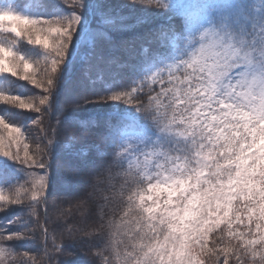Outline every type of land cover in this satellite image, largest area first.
<instances>
[{
	"label": "snow or ice",
	"instance_id": "1",
	"mask_svg": "<svg viewBox=\"0 0 264 264\" xmlns=\"http://www.w3.org/2000/svg\"><path fill=\"white\" fill-rule=\"evenodd\" d=\"M254 4L0 0V264H264Z\"/></svg>",
	"mask_w": 264,
	"mask_h": 264
},
{
	"label": "trees",
	"instance_id": "2",
	"mask_svg": "<svg viewBox=\"0 0 264 264\" xmlns=\"http://www.w3.org/2000/svg\"><path fill=\"white\" fill-rule=\"evenodd\" d=\"M110 2L112 4H118L121 2V0H116L114 2H113V0H110ZM176 8L179 11L180 9L183 8V5L177 4ZM161 23H162L161 19H156V20L152 21L151 23L145 22L144 24H141L137 27L136 33H145L151 28H157L158 26L161 25ZM155 41L158 44H162L164 47H170L171 43H172V35L170 33L166 32L165 30L161 29V32L157 34ZM156 43H154V47L156 46ZM25 87L26 86L21 85V88H25ZM70 98H71V92L66 88L65 94H64V96H62L61 100L63 101L65 99H70ZM3 107H5V106H3ZM108 109H109L108 105H104L102 107L89 106V108L87 110H85V112L81 113V115L87 116V115H91V114L103 113V112L108 111ZM24 115L28 116V115H33V114L32 113H24ZM31 126L35 127V125H31ZM84 146L85 145L83 143H80V144H76L75 148L78 150ZM32 147H34V145ZM63 174H65L64 169L61 168V169L57 170V176L58 177L60 175H63ZM73 183L77 186V188L79 187V182L76 181L75 179L73 180ZM16 215H18L17 211H10L8 213V215L0 214V227H4L7 224V222L12 220ZM8 230L10 232H15V231H18L19 228L16 226H12ZM15 247L21 252H23L25 250H28L30 252L31 251H38V249L34 248L31 244V242H29V241L16 242ZM79 258H80L81 264H86L88 257L83 252L81 253Z\"/></svg>",
	"mask_w": 264,
	"mask_h": 264
},
{
	"label": "rangeland",
	"instance_id": "3",
	"mask_svg": "<svg viewBox=\"0 0 264 264\" xmlns=\"http://www.w3.org/2000/svg\"><path fill=\"white\" fill-rule=\"evenodd\" d=\"M114 1H116V0H113V2H114ZM256 2H257V5H258L257 8H258L259 10H260L262 7H264V5H261V4H260V0H256ZM3 108H4V107H3L2 105H0V109H3Z\"/></svg>",
	"mask_w": 264,
	"mask_h": 264
}]
</instances>
